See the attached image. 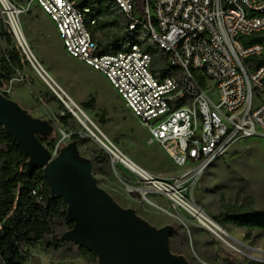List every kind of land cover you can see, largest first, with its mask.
<instances>
[{
  "label": "built area",
  "instance_id": "1",
  "mask_svg": "<svg viewBox=\"0 0 264 264\" xmlns=\"http://www.w3.org/2000/svg\"><path fill=\"white\" fill-rule=\"evenodd\" d=\"M112 1L127 30L139 32L142 44L104 52L93 32L98 19L83 0H0V11L18 49L32 61L29 45L19 39L24 35L21 17L34 6L42 9L64 51L104 76L148 131V143L159 145L184 169L160 178L141 168L137 176L144 199L164 197L174 210L204 227L205 213L192 199L200 178L235 143L264 139V66L252 69L245 64L261 57L264 46H246L240 39L264 31V0H141V7L140 0ZM145 37L164 53L167 75L154 71L155 55L146 50ZM24 82L18 72L0 93H11L7 83Z\"/></svg>",
  "mask_w": 264,
  "mask_h": 264
},
{
  "label": "rangeland",
  "instance_id": "2",
  "mask_svg": "<svg viewBox=\"0 0 264 264\" xmlns=\"http://www.w3.org/2000/svg\"><path fill=\"white\" fill-rule=\"evenodd\" d=\"M113 18L114 16L101 17L100 22ZM21 27L34 56H31L32 61L40 71H44V77L55 91L41 77L29 57L23 54L25 65L20 73L25 82L13 86L7 83V90H11L7 96L34 119L48 121L54 126L51 134L40 137L47 150L52 154L60 152L73 141V135H79L81 140L77 142L80 154L93 162V172L99 186L118 205L134 209L139 217L156 229L167 225L175 227L180 236L171 238V250H179L178 253L190 264H264V231H250L233 224L221 223V216L232 208H241L247 218L264 219V139L235 143L224 158L204 173L192 193L193 201L205 215L227 233L219 234L232 248L217 235L198 225L187 213L174 210L164 197L151 196L150 201L144 199L139 192L143 185L138 176L115 162L113 156L94 138L98 136L102 139L99 132L93 128L92 132H88L74 113L67 110L57 92L65 93L77 103L96 123L102 135L142 169L160 178L177 176L184 169L176 167L159 145L148 143V131L126 108L104 76L91 72L88 66L72 59L64 51L53 22L41 8L34 6L23 15ZM94 30L102 44L109 43L116 35L123 33L121 26ZM6 35L11 38L12 44L7 43ZM140 37L139 35L138 38ZM18 47L19 44L0 11V55ZM153 54L154 71L161 73L167 70L162 51L155 48ZM254 92L258 93V90L255 89ZM92 96L96 97L97 111L83 106ZM64 99L66 101L67 98ZM103 110L107 112L105 124H101ZM64 111L73 115L67 125L61 121ZM101 160L106 163H100ZM66 232L58 230L57 234L61 238ZM25 251L29 255L26 264H100L98 260L93 261L90 257L83 256L74 244L55 251L40 243L34 247H26Z\"/></svg>",
  "mask_w": 264,
  "mask_h": 264
},
{
  "label": "water",
  "instance_id": "3",
  "mask_svg": "<svg viewBox=\"0 0 264 264\" xmlns=\"http://www.w3.org/2000/svg\"><path fill=\"white\" fill-rule=\"evenodd\" d=\"M31 63L43 77V70L39 71L36 64ZM3 80L0 64V90ZM63 102L77 117V112ZM0 126L29 159L26 174L32 177L42 170L52 199H62L67 205L66 219L73 228L61 237L63 242L93 252L100 264H190L183 255L171 250V236L177 232L175 227L167 225L156 229L134 209L118 205L99 186L93 162L81 156L76 140L64 146L54 158L40 139L51 134L54 126L48 121L34 119L1 93Z\"/></svg>",
  "mask_w": 264,
  "mask_h": 264
},
{
  "label": "trees",
  "instance_id": "4",
  "mask_svg": "<svg viewBox=\"0 0 264 264\" xmlns=\"http://www.w3.org/2000/svg\"><path fill=\"white\" fill-rule=\"evenodd\" d=\"M82 4L90 7L98 19L95 29L105 30L119 26L123 29V33L116 35L109 43L100 42L104 52L121 51L128 49L132 44L143 43L138 38L140 35L138 31L129 32L127 30L124 17L112 0H83ZM141 6L142 1L140 0L139 7ZM109 16H114V18L100 22L101 17ZM93 32L95 33V30ZM6 38L7 43L12 44L8 35ZM240 39L246 46L253 44L264 46V31ZM144 43L147 44L146 50L153 54L155 47L148 43V37H145ZM22 58V53L16 48L9 49L0 55L4 82H8L24 69L25 64ZM245 64L252 69L264 66V54L261 57L247 59ZM169 72L170 70L167 69L161 74L167 75ZM201 83L204 84L203 81ZM4 96L8 98L6 94ZM83 106L97 111L96 97L92 96ZM102 114L101 124H105L104 117L107 112L103 110ZM71 119L73 115L64 111V116L61 117L62 123L67 125ZM71 138L73 141L81 140L79 135H73ZM28 161L29 159L18 143L4 127L0 126V264H26L29 255L25 248L28 246L34 247L44 243L48 249L60 251L73 245L63 242L57 234L58 230L69 231L73 228V224L66 219L67 205L62 199H52L50 186L42 170H38L32 177L26 174ZM100 163L105 164L106 162L101 160ZM246 216L241 208H232L221 216V223L233 224L250 231L256 229L264 231V219L256 220ZM176 236L180 234L176 232L171 238ZM78 248L83 256L97 261L93 252ZM178 251L173 249L172 252L180 255Z\"/></svg>",
  "mask_w": 264,
  "mask_h": 264
},
{
  "label": "bare ground",
  "instance_id": "5",
  "mask_svg": "<svg viewBox=\"0 0 264 264\" xmlns=\"http://www.w3.org/2000/svg\"><path fill=\"white\" fill-rule=\"evenodd\" d=\"M20 41L22 43H26L27 40L25 38V36L23 35V37L19 38ZM40 71V70H39ZM46 74V73H45ZM43 75V73H42ZM47 75V74H46ZM43 78L45 80V82L55 91V88H53V86L50 85V83L46 80V78L43 75ZM61 93V92H60ZM57 92V95L60 97V99H64L63 94H60ZM63 93V92H62ZM65 94V93H64ZM66 98V97H65ZM67 103V105L73 109L75 112L77 111V119L80 122V124L86 129L88 130V132H92V128L97 130L99 132V134L101 135L100 139L98 136L94 137L96 139V141L103 147L105 148L114 158L115 162H119L120 164H122L123 166H125L127 169H129L130 171H132L133 173H135L136 175L140 176L141 172V167H139L136 163H134L131 159H129L128 157H126L125 155H123L122 153L119 152V150L109 141L107 140L102 133L100 132L98 126L96 125V123H94L92 121V119L82 111V109L77 105V103H75L70 97L68 99H66L65 101ZM75 107L79 108L76 109ZM137 190V189H136ZM138 191V190H137ZM141 191V189L139 190ZM206 218L205 220V224H203V226L208 229L209 231H211L212 233H214L215 235H217L218 237L220 236L218 234V232L216 230H214L215 226L218 228L219 227L212 219H210L209 217L205 216ZM217 229V228H215ZM222 229V228H221ZM222 231L224 233H226L223 229ZM227 234V233H226ZM220 238V237H219ZM227 244V243H226ZM230 244V243H229ZM228 244V245H229ZM230 247L232 246L231 244L229 245ZM233 248V247H232Z\"/></svg>",
  "mask_w": 264,
  "mask_h": 264
},
{
  "label": "crops",
  "instance_id": "6",
  "mask_svg": "<svg viewBox=\"0 0 264 264\" xmlns=\"http://www.w3.org/2000/svg\"><path fill=\"white\" fill-rule=\"evenodd\" d=\"M72 59H73V58H72ZM79 63H81V62H79ZM82 64H83V63H82ZM89 70H90L91 72H93V73H96V74L101 75L100 73L93 71L91 68H89ZM101 76H102V75H101Z\"/></svg>",
  "mask_w": 264,
  "mask_h": 264
}]
</instances>
